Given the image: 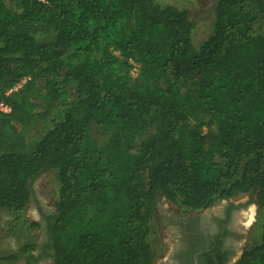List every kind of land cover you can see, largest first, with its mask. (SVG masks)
Here are the masks:
<instances>
[{
  "label": "trees",
  "instance_id": "trees-1",
  "mask_svg": "<svg viewBox=\"0 0 264 264\" xmlns=\"http://www.w3.org/2000/svg\"><path fill=\"white\" fill-rule=\"evenodd\" d=\"M213 15L196 47L187 11L157 0H0V210L24 212L31 181L54 173L52 264H153L159 197L184 213L247 194L264 208V0ZM37 99L59 108L29 150L17 126L47 115ZM234 264H264V224Z\"/></svg>",
  "mask_w": 264,
  "mask_h": 264
},
{
  "label": "rangeland",
  "instance_id": "rangeland-1",
  "mask_svg": "<svg viewBox=\"0 0 264 264\" xmlns=\"http://www.w3.org/2000/svg\"><path fill=\"white\" fill-rule=\"evenodd\" d=\"M216 0H157L159 5H173L179 9L187 11L189 18L193 22V44L198 47L208 36L213 33V6ZM41 41L52 40L53 33L44 27L34 26ZM75 95V84L68 83L63 88L62 100L72 98ZM41 110H47L44 118H35L29 126L19 127L29 150L34 149L36 143L48 131L51 121L59 108V104L47 108L45 104L37 99ZM91 139L89 150L92 146L102 140V135L96 127L94 121L91 123ZM31 200L24 212L15 214L6 210H0V258L16 255L21 259L19 250L29 244H33L34 251L40 246L48 243L49 224L56 214L54 203L57 198L58 185L54 173L45 170L34 178L30 183ZM230 201L234 206L233 223L238 231L243 235L241 241H237L238 255L246 249L255 246L259 242L262 225L264 224V208H260L253 194L239 195L226 201H220L212 207L198 211L207 225L213 227V223L208 218L210 213L217 215L225 202ZM251 206L255 208L254 222L246 228L244 221L239 220L242 212L248 211ZM184 212L171 206L163 197H159L155 205V216L153 223V233L150 237V244L155 253L153 264L162 263L168 258L169 248L177 241L175 235V225L165 221L164 217L181 218ZM35 223L37 228H29L28 225ZM244 240V241H242ZM45 264H52L51 261Z\"/></svg>",
  "mask_w": 264,
  "mask_h": 264
},
{
  "label": "flooded vegetation",
  "instance_id": "flooded-vegetation-1",
  "mask_svg": "<svg viewBox=\"0 0 264 264\" xmlns=\"http://www.w3.org/2000/svg\"><path fill=\"white\" fill-rule=\"evenodd\" d=\"M234 209L235 206L227 201L217 215L210 213L208 218L214 225L212 228L197 212L176 219L164 217L165 221L175 225L177 241L169 248L168 258L158 264H234L238 255L237 241L243 236L233 223ZM243 252L241 250L239 255ZM51 256L45 243L29 256L24 254L21 259L3 260L0 264H45L52 262Z\"/></svg>",
  "mask_w": 264,
  "mask_h": 264
},
{
  "label": "built area",
  "instance_id": "built-area-1",
  "mask_svg": "<svg viewBox=\"0 0 264 264\" xmlns=\"http://www.w3.org/2000/svg\"><path fill=\"white\" fill-rule=\"evenodd\" d=\"M127 62H128V65L130 66V76L132 78H136L138 76V73H139V65L137 63H135L131 59H129ZM25 81H26V78H23L10 91H15V90L21 88L22 85L25 83ZM0 112L8 113L9 112V108L7 106L3 105V104H0Z\"/></svg>",
  "mask_w": 264,
  "mask_h": 264
},
{
  "label": "bare ground",
  "instance_id": "bare-ground-1",
  "mask_svg": "<svg viewBox=\"0 0 264 264\" xmlns=\"http://www.w3.org/2000/svg\"><path fill=\"white\" fill-rule=\"evenodd\" d=\"M239 220L244 221V226L248 228L253 222L255 218V208L251 206L248 211L242 212Z\"/></svg>",
  "mask_w": 264,
  "mask_h": 264
},
{
  "label": "water",
  "instance_id": "water-1",
  "mask_svg": "<svg viewBox=\"0 0 264 264\" xmlns=\"http://www.w3.org/2000/svg\"><path fill=\"white\" fill-rule=\"evenodd\" d=\"M239 258H240V257H239ZM239 258H238V259H239ZM238 259H237V260H238ZM237 260H236V261H237ZM236 261H235V262H236Z\"/></svg>",
  "mask_w": 264,
  "mask_h": 264
}]
</instances>
